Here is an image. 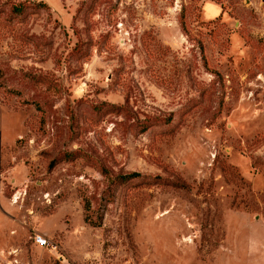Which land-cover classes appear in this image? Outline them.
<instances>
[{"label": "rangeland", "instance_id": "obj_1", "mask_svg": "<svg viewBox=\"0 0 264 264\" xmlns=\"http://www.w3.org/2000/svg\"><path fill=\"white\" fill-rule=\"evenodd\" d=\"M0 264H264V0H0Z\"/></svg>", "mask_w": 264, "mask_h": 264}, {"label": "trees", "instance_id": "obj_2", "mask_svg": "<svg viewBox=\"0 0 264 264\" xmlns=\"http://www.w3.org/2000/svg\"><path fill=\"white\" fill-rule=\"evenodd\" d=\"M53 165H54V162L50 163L51 167ZM136 175H137V173H131V174H128V175H122V176H120V178L118 177L117 179L120 180V183H123V182L128 181L129 179L133 178ZM109 196H112V193H105L104 194V198L106 199V201L108 200Z\"/></svg>", "mask_w": 264, "mask_h": 264}, {"label": "built area", "instance_id": "obj_3", "mask_svg": "<svg viewBox=\"0 0 264 264\" xmlns=\"http://www.w3.org/2000/svg\"><path fill=\"white\" fill-rule=\"evenodd\" d=\"M41 240V239H40ZM42 242H41V244L42 245H44V244H46V240H41Z\"/></svg>", "mask_w": 264, "mask_h": 264}]
</instances>
